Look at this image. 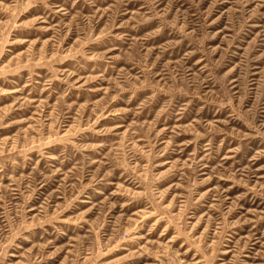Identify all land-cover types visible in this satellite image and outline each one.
<instances>
[{
	"label": "rangeland",
	"instance_id": "rangeland-1",
	"mask_svg": "<svg viewBox=\"0 0 264 264\" xmlns=\"http://www.w3.org/2000/svg\"><path fill=\"white\" fill-rule=\"evenodd\" d=\"M0 264H264V0H0Z\"/></svg>",
	"mask_w": 264,
	"mask_h": 264
}]
</instances>
